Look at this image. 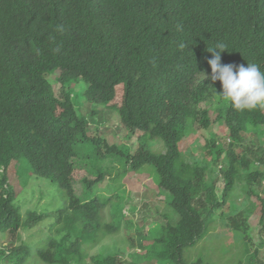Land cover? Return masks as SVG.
Here are the masks:
<instances>
[{
    "label": "trees",
    "instance_id": "16d2710c",
    "mask_svg": "<svg viewBox=\"0 0 264 264\" xmlns=\"http://www.w3.org/2000/svg\"><path fill=\"white\" fill-rule=\"evenodd\" d=\"M220 45L226 48L221 64L256 63L264 72V0H0V233L18 240L20 229L33 228L44 217L37 211L24 215L15 205L20 192L9 170L22 157L66 197L46 237L1 242L0 264H129L124 251H87L123 222V202L101 192H117L122 201L124 193L115 180L103 188L102 171L74 164L81 141L92 142L101 159L121 158L139 172L155 170L157 193L171 212L154 209V226L146 234L137 231L146 250L142 258L157 264H213L202 258L189 262L184 253L206 238L221 216L229 217L240 241L246 240L244 262L264 264V238L252 250L254 243L244 235L254 228L248 221L256 213V228L264 235V147L245 143L250 132L264 134V108L237 110L219 96L221 107L212 118L211 109L201 105L214 87L222 92L208 64L210 51ZM49 71H59L62 96L46 76ZM80 79L88 99L116 103L128 132L140 133L133 148L109 143L98 126L90 128L67 86ZM216 122L226 125L228 146H220L212 132L207 163L187 162L184 137L198 123L209 131ZM151 141L163 143L165 150H153ZM241 176L250 206L234 217ZM78 180L94 194L90 199L76 194ZM108 204L115 210L109 224L102 218ZM227 205L229 214L223 211ZM147 207L144 203L141 211Z\"/></svg>",
    "mask_w": 264,
    "mask_h": 264
},
{
    "label": "rangeland",
    "instance_id": "374dc122",
    "mask_svg": "<svg viewBox=\"0 0 264 264\" xmlns=\"http://www.w3.org/2000/svg\"><path fill=\"white\" fill-rule=\"evenodd\" d=\"M58 75L59 71H49L46 76L52 81L57 95L62 96V84L57 79ZM67 86H70L71 90L76 95L74 100L77 104L79 113L94 124L90 125V128L98 126L109 143H127L132 148L135 146L140 133L128 132L127 128L121 122L116 103L104 105L88 99L84 94L87 84L81 79L75 83L68 82ZM218 97V90L214 87L211 91L209 101L206 103L202 102L201 104L211 109L212 118L218 115V106L221 107ZM115 108L117 109L116 111ZM92 110H95V112ZM211 128L212 130L208 131L198 123L194 126L193 132L184 137L182 148L184 151V158L187 162L192 163L201 161L202 164L207 163V160H204L205 146L212 132H216L219 136L220 146H228L229 137L224 122H216ZM245 143L263 148L264 134L250 132L246 135ZM151 144L153 150H165L163 143L159 141H151ZM78 148L80 154L73 159L76 166L89 169L93 173L102 171L105 173V177L100 185L105 188L107 183L115 180L114 185L119 186V190L124 193L122 201L116 198L117 192H101V196L112 195L113 202H123L124 217L120 230L108 233L96 246L87 249L89 255L112 251H124L125 261L129 262V264L131 261V264H157L154 259L149 260L146 257L142 258L146 250L140 247L142 240L137 232L138 230H142L146 234L147 230L154 226V219L151 217V213H153L154 209H157V212L161 214H170L171 212V208L166 204L164 196L157 193V186L153 177V171L155 170L152 168L139 172L132 170L126 163V160L124 161L121 158L119 161L114 160L112 157L101 159L94 152V144L89 141H81ZM241 149L242 147L239 148V150ZM256 165L257 163H255V166ZM253 167L254 165L252 164L251 168ZM9 171L13 187L17 192H20L15 200V205L21 209L24 215H26L28 211H37L38 213H43L44 217L33 228L20 229L18 240L16 237L9 238L5 234L0 233V244L4 241L3 246H6V243L16 245L19 244L21 240L28 243L38 240L43 236L46 237L50 232V226L59 218V215L55 211L63 207L66 203L64 192L55 183L51 182L50 179L37 176L30 162L24 157L19 159ZM78 172L79 171H76V179H78L80 175ZM216 174L220 178L218 192L221 195L224 182L222 175L220 176V165L216 169ZM245 175H247L246 172H242V176ZM242 176L239 180V184H236L237 186L235 189V195L237 197L236 202L239 208L235 212L234 217L250 206L244 195V191L241 189L240 184L246 182L245 178H242ZM74 187L76 194L84 200L90 199L94 195L81 180L75 181ZM259 190L261 192V189ZM144 203L149 204V208L147 207V211L142 212L141 209ZM114 211L112 204L105 206L102 212V218L105 223L109 224L112 222ZM223 211L229 214V205H227ZM258 215L259 214L256 213L251 216L248 225L250 223L254 228H249L248 232L244 233L248 239H251V244L254 243L251 245L252 250H254L261 239L264 238V235L260 237L258 228H256L259 221ZM220 217L221 216H217L218 221L212 224L211 230L206 238L196 245L185 249L184 256L189 262L202 258L204 261L213 264H247L244 262V241L246 240L244 238L243 241L239 240L236 231L230 226L229 217L225 219ZM131 235H134V237L131 238ZM135 255H137V257ZM261 257H264V247L261 249Z\"/></svg>",
    "mask_w": 264,
    "mask_h": 264
},
{
    "label": "clouds",
    "instance_id": "9594fccd",
    "mask_svg": "<svg viewBox=\"0 0 264 264\" xmlns=\"http://www.w3.org/2000/svg\"><path fill=\"white\" fill-rule=\"evenodd\" d=\"M224 50L226 48L223 45L217 46L210 51L213 56L208 60L211 79L220 81L222 85L219 96L225 98L237 110L264 108V72L256 63H247V66L221 64L220 52ZM90 125L94 124L90 122Z\"/></svg>",
    "mask_w": 264,
    "mask_h": 264
}]
</instances>
